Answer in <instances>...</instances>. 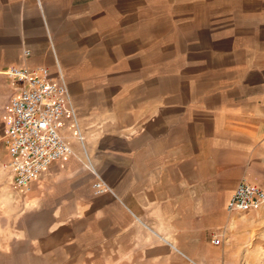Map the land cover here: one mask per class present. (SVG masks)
I'll return each instance as SVG.
<instances>
[{
	"label": "crops",
	"instance_id": "1",
	"mask_svg": "<svg viewBox=\"0 0 264 264\" xmlns=\"http://www.w3.org/2000/svg\"><path fill=\"white\" fill-rule=\"evenodd\" d=\"M219 1L223 7L221 23L210 32L203 73L157 74L155 88H140L138 102L125 96L117 105L101 107L102 96L92 92V110L80 111L72 104L80 131L83 122L78 115L85 117L97 109V120L104 122H93L99 130L90 141L85 136L69 139L74 156L68 157L59 170L52 163L42 178L35 180L36 184L43 183L44 189L58 174V179L71 176L73 184L78 176L74 173L76 159H82L76 153L79 146H87L86 142L93 149L111 146L110 152L105 150L96 157L99 165L111 163V224L101 230L97 218L95 227L91 222L86 230L106 234L111 240L109 253L99 255L111 258V264H207L213 249L223 247L226 229L238 228L242 225L239 221H244L245 214L226 210L235 186L245 179L264 188V0ZM224 2L230 3V8L227 3L224 9ZM29 12L24 15L14 11L5 20L3 11L0 19L3 109L16 93L4 73L8 67L23 63L46 66L55 76L48 48L51 44L41 45L45 41L43 32H37L36 39L43 41L36 44L22 30L21 22L29 18ZM48 28L50 35L56 33ZM24 46L30 51L26 57L22 54ZM58 56L67 62L68 54L58 50ZM124 65L122 61L119 66ZM213 68H219V73H212ZM72 97L79 103L77 99L88 98V94ZM101 110L111 115L110 120L100 119ZM64 123L71 127L70 120ZM65 131L64 125V136ZM81 185L79 182V188L66 189L69 209L92 205L94 200L86 204L83 196L89 193V187L81 189ZM75 216L76 231L69 228L68 242L79 236L81 220ZM67 223L63 217L48 230L55 234ZM217 232L223 233L218 245L213 243ZM58 239L63 240L61 236Z\"/></svg>",
	"mask_w": 264,
	"mask_h": 264
},
{
	"label": "rangeland",
	"instance_id": "2",
	"mask_svg": "<svg viewBox=\"0 0 264 264\" xmlns=\"http://www.w3.org/2000/svg\"><path fill=\"white\" fill-rule=\"evenodd\" d=\"M227 3L224 2V9ZM222 8L219 0H0V19L3 11L8 20L14 11L26 15L30 10L29 18L21 22L23 32L36 44L43 41L36 39L37 32H43L45 41L41 45L51 44L48 48L53 74L62 73L72 104L83 111L92 110V92L102 96L99 106L109 108L124 101L125 96L126 100L135 98L138 102L140 88H155L157 74L170 77L203 73L204 49L212 29L220 26ZM48 25L51 31H56L54 35L48 32ZM65 26L68 29L61 28ZM49 36L53 41L50 42ZM58 50L68 54L67 62L58 56ZM122 61L125 65L120 68ZM218 70L213 68L212 73H219ZM7 80L15 90V81L8 76ZM81 92L87 93L88 98L77 99L76 103L72 96ZM7 106L4 109L0 106V264H111V258L99 256L109 253L111 240H107L106 234L86 232L91 222L95 227L97 218L101 230L111 224V163L99 165L96 159L103 151L110 152L111 146L93 149L89 142L85 147L79 146L76 153L82 159H76L78 168L74 173L78 176L73 184L71 176L58 179L57 174L44 189L43 183L36 184L34 180L26 193L17 191L11 182V171L4 166L8 154L1 143ZM96 112L97 109L85 117L78 115L83 122L81 131L78 120L75 125L70 123L71 127L65 124V138L70 146L69 139L78 138V132L88 141L96 136L99 130L93 124L98 117ZM102 113L103 110L100 119L110 120L109 113ZM67 158L52 165L59 170ZM79 182L81 189L89 187V193L83 195L86 204L90 199L94 201L75 211L65 201L67 191L79 188ZM239 213L245 214L243 223L239 221L242 225L226 229L223 247L213 249L207 264H264V208ZM75 215L82 226L79 225L78 239L68 242L69 228L77 227ZM63 217L65 221L68 219L67 225L58 228L55 234L50 233L48 228L56 227ZM51 221V227H47Z\"/></svg>",
	"mask_w": 264,
	"mask_h": 264
},
{
	"label": "built area",
	"instance_id": "3",
	"mask_svg": "<svg viewBox=\"0 0 264 264\" xmlns=\"http://www.w3.org/2000/svg\"><path fill=\"white\" fill-rule=\"evenodd\" d=\"M29 53L24 46L23 56ZM4 73L16 83V93L7 106L6 127L1 141L8 154L4 166L11 171L13 187L26 193L31 182L54 161L74 155L62 128L67 118L72 125L76 124V111L62 73L53 76L46 66L26 63L12 65ZM77 135L81 140L79 132ZM262 205L264 188L243 179L230 195L226 210L244 212ZM222 237V232L216 233L213 243L218 245Z\"/></svg>",
	"mask_w": 264,
	"mask_h": 264
}]
</instances>
